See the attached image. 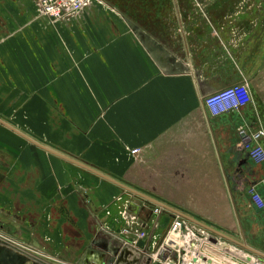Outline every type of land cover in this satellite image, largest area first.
<instances>
[{"label": "crops", "instance_id": "crops-1", "mask_svg": "<svg viewBox=\"0 0 264 264\" xmlns=\"http://www.w3.org/2000/svg\"><path fill=\"white\" fill-rule=\"evenodd\" d=\"M36 2L0 0V231L48 258L0 245V264H155L175 217L264 255L244 144L264 132V0H98L55 25ZM242 82L251 102L211 117Z\"/></svg>", "mask_w": 264, "mask_h": 264}, {"label": "built area", "instance_id": "built-area-1", "mask_svg": "<svg viewBox=\"0 0 264 264\" xmlns=\"http://www.w3.org/2000/svg\"><path fill=\"white\" fill-rule=\"evenodd\" d=\"M93 2H98V0H37L36 11L40 18L55 25L78 16ZM250 102L251 95L246 82L219 90L204 99L205 108L213 118L238 112ZM261 138H264L263 131H258L252 134L250 138L245 139L250 141L246 145L249 150V157L258 164L264 162V147L260 145L251 147V142H258ZM139 153L140 150L131 151L134 156ZM261 185L264 187V179ZM248 195L258 210L264 208V201L254 187L248 190ZM162 212L163 209L156 206L152 209V216L157 217ZM119 216L121 221L125 223V227L121 229L120 233L128 238L126 246L141 248L140 244L147 240V233L141 229L138 216L130 213L128 209L119 211ZM184 238H191V242H180ZM0 245L29 256L48 258L42 252L16 241L2 231H0ZM203 246H213L217 249L219 259L214 260L211 255L205 254ZM152 253L153 263L155 264H264L263 254L260 256L233 242L223 241L217 236L211 235L202 227L186 224L180 217L173 219L165 238L159 244L154 243ZM54 261L57 260L54 259Z\"/></svg>", "mask_w": 264, "mask_h": 264}, {"label": "water", "instance_id": "water-1", "mask_svg": "<svg viewBox=\"0 0 264 264\" xmlns=\"http://www.w3.org/2000/svg\"><path fill=\"white\" fill-rule=\"evenodd\" d=\"M241 136H242V137H245V134H242ZM248 143H249V140H244V144H245V145L248 144ZM128 191H130V193H132V194L138 196V195H137L136 193H134L133 191H131V190H129V189H128ZM133 205H134V204H133ZM183 218L189 219V218H187V217H185V216H183ZM190 220H191V219H190ZM192 221L195 222L194 220H192ZM195 223H197V222H195ZM197 224H198V223H197ZM205 228H206V227H205ZM207 229H209V228H207ZM227 239L230 240L231 242H233L234 244H236V245H238V246H241L242 248H244L245 250H247V251H249V252H251V253H254V254H257V255L262 256V254L258 253L257 251H254L253 249L247 247V246L244 245V244H241V243H239V242H237V241H234V240H232V239H230V238H227Z\"/></svg>", "mask_w": 264, "mask_h": 264}, {"label": "trees", "instance_id": "trees-1", "mask_svg": "<svg viewBox=\"0 0 264 264\" xmlns=\"http://www.w3.org/2000/svg\"><path fill=\"white\" fill-rule=\"evenodd\" d=\"M264 201V200H263Z\"/></svg>", "mask_w": 264, "mask_h": 264}]
</instances>
